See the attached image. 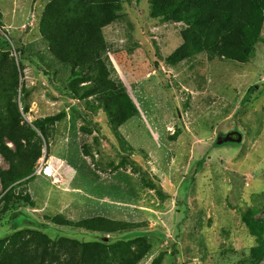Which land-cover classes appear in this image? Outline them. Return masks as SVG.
<instances>
[{"label": "rangeland", "instance_id": "obj_1", "mask_svg": "<svg viewBox=\"0 0 264 264\" xmlns=\"http://www.w3.org/2000/svg\"><path fill=\"white\" fill-rule=\"evenodd\" d=\"M51 1L0 0V63L19 70L10 113L18 112L20 126L58 117L45 127L34 169L60 176L59 186L37 176L13 186L7 206L0 203V241L16 248L32 232L83 243L141 237L150 249L138 264H255L257 237L243 216L264 228V13L261 41L247 61L202 54L170 64L186 24L153 18L151 0H122L102 30L103 60L137 113L113 129L87 83L40 36ZM227 134L234 140L218 144ZM0 143L14 150L3 136ZM0 168H8L1 156ZM24 196L33 207L17 200ZM57 215L137 228L98 234L46 220Z\"/></svg>", "mask_w": 264, "mask_h": 264}, {"label": "trees", "instance_id": "obj_2", "mask_svg": "<svg viewBox=\"0 0 264 264\" xmlns=\"http://www.w3.org/2000/svg\"><path fill=\"white\" fill-rule=\"evenodd\" d=\"M121 1L52 0L43 10L39 24L40 36L48 44L52 57L87 83L84 90L95 97L113 129L120 128L137 113L124 88L111 80L103 60L106 45L102 30L117 19ZM150 6L153 18L186 24L180 33L182 44L169 57L170 64L202 54L243 63L254 45L261 41L264 0H151ZM18 72L13 61L0 63V139L5 137L14 147L12 151L0 143V156L8 166L6 170L0 168V203L5 206L13 197L16 183L36 177L34 164L41 153L40 138L47 136L45 127L58 120L57 116L46 117L22 126L16 122L18 112L12 116L10 111L15 108L12 98ZM249 96L248 92L246 98ZM17 200L33 207L26 196ZM46 220L56 226L98 234L137 228L132 223L100 216L77 222L63 215L46 217ZM243 222L257 237L258 246L251 250V258L258 264L264 257V228L250 213L243 216ZM15 224L17 227L20 223ZM30 235L28 242L16 248L0 241V264H138L150 249L141 237L127 243L107 244L68 238L53 241L39 232Z\"/></svg>", "mask_w": 264, "mask_h": 264}, {"label": "built area", "instance_id": "obj_3", "mask_svg": "<svg viewBox=\"0 0 264 264\" xmlns=\"http://www.w3.org/2000/svg\"><path fill=\"white\" fill-rule=\"evenodd\" d=\"M34 175L48 180L53 186L60 185V176L57 172L51 170L50 168H46L43 165L36 169Z\"/></svg>", "mask_w": 264, "mask_h": 264}, {"label": "water", "instance_id": "obj_4", "mask_svg": "<svg viewBox=\"0 0 264 264\" xmlns=\"http://www.w3.org/2000/svg\"><path fill=\"white\" fill-rule=\"evenodd\" d=\"M234 139L232 138V134H227L223 139H219L217 141L218 144H222V143H226V142H232ZM236 143H240L241 142V137L238 135L236 140Z\"/></svg>", "mask_w": 264, "mask_h": 264}, {"label": "crops", "instance_id": "obj_5", "mask_svg": "<svg viewBox=\"0 0 264 264\" xmlns=\"http://www.w3.org/2000/svg\"><path fill=\"white\" fill-rule=\"evenodd\" d=\"M51 170H53L51 167H49ZM54 171V170H53ZM45 180V179H44ZM48 181V180H47Z\"/></svg>", "mask_w": 264, "mask_h": 264}]
</instances>
